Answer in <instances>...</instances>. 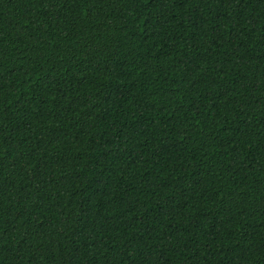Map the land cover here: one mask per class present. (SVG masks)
Returning <instances> with one entry per match:
<instances>
[{
    "label": "trees",
    "instance_id": "1",
    "mask_svg": "<svg viewBox=\"0 0 264 264\" xmlns=\"http://www.w3.org/2000/svg\"><path fill=\"white\" fill-rule=\"evenodd\" d=\"M0 264H264V0H0Z\"/></svg>",
    "mask_w": 264,
    "mask_h": 264
}]
</instances>
